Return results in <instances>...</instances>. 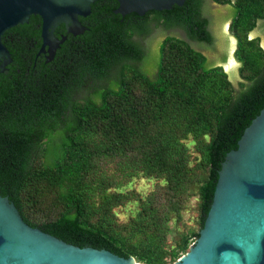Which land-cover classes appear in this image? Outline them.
Returning a JSON list of instances; mask_svg holds the SVG:
<instances>
[{"label":"trees","instance_id":"obj_1","mask_svg":"<svg viewBox=\"0 0 264 264\" xmlns=\"http://www.w3.org/2000/svg\"><path fill=\"white\" fill-rule=\"evenodd\" d=\"M213 2L232 10L230 31L241 65L237 92L221 67L184 40L168 37L153 50L134 43L136 34L147 45L153 34L148 19L115 14L113 0L91 5L90 15L80 18L82 35L67 34L60 25L55 36L66 41L51 61L39 54V17L3 34L12 62L0 71V196L8 197L26 224L67 244L140 264H173L189 251L198 233L173 250L161 248L168 211L157 219L150 197L124 236L108 229V214L93 221L89 195L154 176L182 202L198 185L202 229L221 163L264 108V49L259 37L248 38L258 21L264 27V0ZM202 7L203 0H186L182 7L147 13L163 30L180 28L189 40L211 46ZM188 140L200 154L192 167ZM103 162L115 165L114 176L99 168ZM92 176L96 185L90 187L85 180ZM45 191L59 197L55 206L50 201L41 209ZM128 201L117 193L108 199V211ZM151 226L156 231L145 233Z\"/></svg>","mask_w":264,"mask_h":264},{"label":"water","instance_id":"obj_2","mask_svg":"<svg viewBox=\"0 0 264 264\" xmlns=\"http://www.w3.org/2000/svg\"><path fill=\"white\" fill-rule=\"evenodd\" d=\"M98 0H0V71L12 62L3 34L41 20V47L51 61L65 36L82 35L79 18L90 15ZM115 14L143 16L149 11L182 7L186 0H113ZM232 60H229V64ZM189 251L173 264H264V108L244 130L237 149L230 151L218 171L213 201ZM0 264H140L104 249L79 248L33 228L22 219L8 197L0 196Z\"/></svg>","mask_w":264,"mask_h":264},{"label":"rangeland","instance_id":"obj_3","mask_svg":"<svg viewBox=\"0 0 264 264\" xmlns=\"http://www.w3.org/2000/svg\"><path fill=\"white\" fill-rule=\"evenodd\" d=\"M203 11L208 18H215L214 16L217 14V23L219 27L221 26L222 39H226L227 42L229 41V45L227 48V59L232 60V62L228 64L227 68L225 67V69L222 70L228 75L229 81L232 83L234 90L237 92L239 90L238 83L241 81L239 75V68L241 67V65L236 60L234 53L237 48V41L234 40V36L229 28V25L232 21V10L227 5L221 6L214 3L213 0H204ZM213 13H215V15ZM258 37L260 38V45L264 49V27L262 26V21H258L255 29L248 35V38L250 40ZM218 41H220V39H218ZM189 45L192 49L201 52L208 59L209 63H211L210 65L215 67L222 66V61L219 60V56H215L214 53H211L208 47L204 45L196 46L195 44L191 43H189ZM186 144L190 150L189 153L191 155L189 166L192 167L199 162L200 154L197 152L195 144L191 140H188ZM99 168L105 170L106 174L110 176L115 175L114 171L116 167L114 164L108 165V163L103 162L99 164ZM194 174L198 175L199 171L195 170ZM114 180L118 181L120 180V177L116 176ZM111 181L112 180H109V182ZM85 182L90 187L93 184L96 185L95 177L93 176L87 178ZM107 184L108 180L105 182L104 186H106ZM197 187L198 185H194L193 188H191L187 192L186 199H184L182 202H178L172 196V192H170L165 181L154 176L133 177L117 190H114L110 187V189L107 190V193H103L100 190V194L98 191H94L93 194H90L89 204L91 206V211H93L92 218L93 221L96 222L100 220L104 214H108V229L116 230L120 234L125 236L130 232L133 220L142 210L141 205L143 201L150 197L148 200H150L153 204L151 210L153 209L156 211L155 216L157 217V219H160L161 216L164 215L166 211H168L166 233L164 236H162V240L160 241L159 245L163 250L170 251L177 248L184 237L191 236L194 233H198L199 231V198L197 194ZM45 192V198L42 202L45 203V205L41 207V209H45L46 207H48L47 204L51 203L50 201H53V206H55L54 199L59 197L58 193L54 192L53 194H51L49 191ZM117 193L129 198V201L124 203L123 205L113 208L111 211H108L107 201L112 197L115 198ZM46 194L48 195L46 196ZM169 200H171L170 203H168ZM111 201H114V199H111ZM40 212L42 213V211ZM144 230L145 233H152L154 230L156 231L154 226L144 227ZM142 237L143 235H139L137 237L138 241ZM134 241L135 239H133V242ZM134 261L136 262L135 259Z\"/></svg>","mask_w":264,"mask_h":264},{"label":"flooded vegetation","instance_id":"obj_4","mask_svg":"<svg viewBox=\"0 0 264 264\" xmlns=\"http://www.w3.org/2000/svg\"><path fill=\"white\" fill-rule=\"evenodd\" d=\"M100 1V0H98ZM203 3H204V0H203ZM118 8V6H117ZM116 8V9H117ZM215 15V13H213ZM131 15V14H129ZM146 15V19H148V22L146 23L148 29H150V31L153 33L151 38L149 40H146L147 41V45L145 44V41L143 39H141L138 35H133L131 37V40L140 45V46H143V48H152V50L154 48H157L158 45L164 41L166 38L168 37H174V38H178V39H181V40H184L186 41L188 44L191 43V44H195L196 46H201L203 44H199L198 42H195V41H192V40H189L186 33L180 29V28H170V29H167V30H163L161 27H158L157 26V22L153 19V16L152 14H144L143 16H139V17H143ZM202 15L204 16V18H207L208 20V25H207V30L208 32L210 33L211 37H212V44L211 46H207V45H204L206 47L209 48L210 52L211 53H214L215 56H219V60H221V58L223 56L226 57L225 61L222 62V66H218V67H221L222 69H225V67L227 68L228 67V64H229V59H227V48H228V42L226 41V39H222V34H221V26L219 27L218 26V19H217V14L214 16L215 18H208L204 11H203V7H202ZM126 17V16H124ZM87 18V17H86ZM86 18H81V19H86ZM141 18V19H143ZM145 19V18H144ZM79 21H80V18H79ZM125 21H121V23H124ZM81 23V21H80ZM126 23H137L136 20H132V22H128L126 20ZM82 24V23H81ZM159 25V24H158ZM231 25V24H230ZM230 25H229V28H230ZM64 27V26H63ZM65 29V28H64ZM56 32V30H55ZM54 32V34H55ZM218 35V36H217ZM181 37V38H179ZM220 37V38H219ZM218 39H220V41H218ZM234 40L237 41L234 37ZM235 53V52H234ZM44 57L45 55L42 54Z\"/></svg>","mask_w":264,"mask_h":264}]
</instances>
